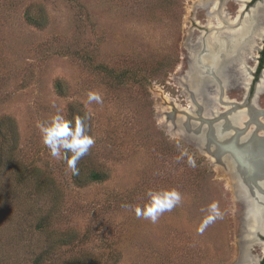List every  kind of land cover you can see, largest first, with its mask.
<instances>
[{
  "label": "rangeland",
  "instance_id": "1",
  "mask_svg": "<svg viewBox=\"0 0 264 264\" xmlns=\"http://www.w3.org/2000/svg\"><path fill=\"white\" fill-rule=\"evenodd\" d=\"M28 6L44 11V27L26 22ZM241 26L249 33L234 52ZM263 33L264 0H0V118L17 125L20 162L51 184L40 191L13 169L0 175V264H261L264 217L204 129L211 110L226 111L217 84L232 112L264 110ZM204 50L218 59L214 82L197 78ZM103 65L129 77L118 83ZM71 107L95 141L84 164L104 181L77 185L66 148L52 157L43 143L42 128ZM161 189L181 203L156 223L137 216ZM213 202L222 218L200 231Z\"/></svg>",
  "mask_w": 264,
  "mask_h": 264
},
{
  "label": "bare ground",
  "instance_id": "2",
  "mask_svg": "<svg viewBox=\"0 0 264 264\" xmlns=\"http://www.w3.org/2000/svg\"><path fill=\"white\" fill-rule=\"evenodd\" d=\"M236 31L237 34L234 36L231 47L234 52L237 51L240 41L249 33L248 28L242 29V26L241 28L238 27ZM224 48L225 44L221 42V50H224ZM207 58L208 56L205 50L194 57V62L197 64V68H199V76L197 75L198 77H196H208L214 82L217 70L214 68L213 64L216 63L213 62V64H211ZM197 78L195 79L197 80ZM217 85L221 88H219L220 91H217L219 96L217 100L219 103L225 105L226 114H224V111L220 113L217 107L216 111L211 110L213 114H211L210 117H205V122L206 120L207 122H211L209 127L204 129L206 132L205 139L208 145L214 149L213 151L216 155L220 154V152L225 149L230 150L232 158L230 153L223 156H226L227 164L230 163L228 164V168L232 170L233 173H238L237 179L250 189V197L253 196L252 199H250L252 204L251 207H253V209L255 207L264 217V123L262 121L264 110L259 109L256 103H254L247 111L237 109L236 107V109L233 108L234 112H232L229 108L233 107L232 105L234 102L228 101L224 96L223 85ZM246 151L248 152L246 153ZM230 165L235 167L236 170L234 171ZM262 223V227L258 226L259 230H261L260 227L264 229V219Z\"/></svg>",
  "mask_w": 264,
  "mask_h": 264
},
{
  "label": "trees",
  "instance_id": "3",
  "mask_svg": "<svg viewBox=\"0 0 264 264\" xmlns=\"http://www.w3.org/2000/svg\"><path fill=\"white\" fill-rule=\"evenodd\" d=\"M26 22L34 27H44L47 23L46 16L42 9H38L36 6H28L25 11ZM264 65V46L260 57V66L258 72L261 73ZM100 71L110 79H116L118 83L126 81L129 77V72L123 70H117L110 68L106 65L100 66ZM55 89L58 94H62V85L60 82L55 84ZM83 112L77 110L75 107H71L68 113L66 121L69 123V127L74 129L76 119L80 118L84 125V134L89 136V127H86V122L83 121ZM18 130L15 121L9 116H3L0 118V175L7 169H13L16 173L15 181L21 185L31 180L35 182L37 190H48L51 187L49 178L46 174L37 167H29L20 162L18 158ZM90 149V148H89ZM89 151V150H88ZM73 153L69 149L64 150V160L67 162V158H70ZM67 157V158H66ZM86 155L81 156L76 162V169L79 174H73L72 177L77 185H82L88 182H101L106 179L105 173H103L96 166H86L84 158ZM48 226L46 220H41L37 224L39 230L45 231ZM56 243H66L67 240H56ZM50 253V252H49ZM34 264H55L52 262H46L41 257L36 258ZM264 264V258L261 262Z\"/></svg>",
  "mask_w": 264,
  "mask_h": 264
},
{
  "label": "clouds",
  "instance_id": "4",
  "mask_svg": "<svg viewBox=\"0 0 264 264\" xmlns=\"http://www.w3.org/2000/svg\"><path fill=\"white\" fill-rule=\"evenodd\" d=\"M88 101L101 102V95L97 92L90 91L88 93ZM42 140L44 145L50 149L52 157L60 155L59 149H69L73 155L67 158L68 167L72 169L73 174H79L75 165L77 160L85 155L89 148L94 144V139L91 136L84 134V125L80 118L76 119L74 129L69 127V123L62 117L57 116L53 119L50 127L42 128ZM188 163L195 166V161L191 158ZM151 200L145 204L143 209L135 208L137 216H143L145 219L156 223L160 215L166 211H171L174 207L181 203L182 196L175 189H161L159 191H149ZM209 215L201 225L200 231H203L208 224L215 219L222 218V213L219 210L217 203L213 202L208 206Z\"/></svg>",
  "mask_w": 264,
  "mask_h": 264
},
{
  "label": "water",
  "instance_id": "5",
  "mask_svg": "<svg viewBox=\"0 0 264 264\" xmlns=\"http://www.w3.org/2000/svg\"><path fill=\"white\" fill-rule=\"evenodd\" d=\"M207 56H208V55H207ZM207 59L210 61L211 64H213V62H215L216 64H213V66H214V68H217L218 59H217V57H216L215 55H214V56H209ZM247 152H248V151H246V153H247ZM227 153H230V150H229V149H225V150H223L222 152H220V154H217V155H216V158H217V159H222L224 155H227ZM230 155H231V158H232V153H230ZM225 157H226V156H225ZM229 157H230V156H229Z\"/></svg>",
  "mask_w": 264,
  "mask_h": 264
},
{
  "label": "flooded vegetation",
  "instance_id": "6",
  "mask_svg": "<svg viewBox=\"0 0 264 264\" xmlns=\"http://www.w3.org/2000/svg\"><path fill=\"white\" fill-rule=\"evenodd\" d=\"M264 45V44H263ZM249 172H252V171H249ZM249 172H247V173H249Z\"/></svg>",
  "mask_w": 264,
  "mask_h": 264
}]
</instances>
